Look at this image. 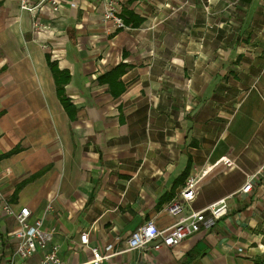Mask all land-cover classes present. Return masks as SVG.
<instances>
[{"label":"crops","instance_id":"1","mask_svg":"<svg viewBox=\"0 0 264 264\" xmlns=\"http://www.w3.org/2000/svg\"><path fill=\"white\" fill-rule=\"evenodd\" d=\"M57 1L0 0V264L22 262L3 203L42 219L64 264L109 244L100 264H264V0H119L141 19L126 28L100 0ZM192 177L184 214L222 198L228 213L128 250L146 221L178 220L165 206Z\"/></svg>","mask_w":264,"mask_h":264},{"label":"built area","instance_id":"2","mask_svg":"<svg viewBox=\"0 0 264 264\" xmlns=\"http://www.w3.org/2000/svg\"><path fill=\"white\" fill-rule=\"evenodd\" d=\"M100 1L104 7L103 19L111 21L118 28H126L127 25H125L119 15V0ZM45 3H49L54 10L59 8L57 0H19V7L22 11L35 14ZM225 162L230 165L229 161ZM198 179L199 177L187 179L178 197L166 204L165 210L169 214L178 217V220L173 225L166 229H160L153 220L146 221L134 229L127 237V249H144L149 244H153L152 248L155 250L162 247L176 246L202 228H211L217 220L225 216L229 211L225 198L219 199L203 210L184 214L185 205L193 201L197 195L196 185ZM250 187L251 183L247 182L241 188V191L247 192ZM3 209L7 215L12 216L16 221V228L13 231V236L17 243L15 254L16 257L22 259V262H17L15 258H12L6 264H64L59 255L58 244H49L51 237L42 228V219L31 223L29 221L30 210L28 207L14 209L10 204L3 203ZM80 239L83 245L88 246L87 232H81ZM90 250L92 253L91 264H100L103 260L110 259L118 253L113 251L112 244L107 245L104 251L96 247H91ZM38 254H40V258L36 262L31 263L29 259Z\"/></svg>","mask_w":264,"mask_h":264},{"label":"trees","instance_id":"3","mask_svg":"<svg viewBox=\"0 0 264 264\" xmlns=\"http://www.w3.org/2000/svg\"><path fill=\"white\" fill-rule=\"evenodd\" d=\"M134 1H136V0H129V3H132ZM122 17H123L122 19H123L125 25H129V24H131V25H139V23H140L139 21H141V19H139L136 16V14L133 11H131V10L123 11ZM124 68H125L124 65L119 64L118 66L115 67V69H113V71H111L110 74H113L114 80H117V78L119 77V74L123 73ZM58 94L60 95L61 101H63V102L67 101L66 97L63 94V91H62L61 87H59V89H58ZM189 167H190V159L188 160V164L186 166V169L184 170V172H183V174L181 176L182 179H184L187 176ZM22 184L23 183H21V184H19L17 186V189L15 191V195L17 194L18 189L22 186Z\"/></svg>","mask_w":264,"mask_h":264}]
</instances>
